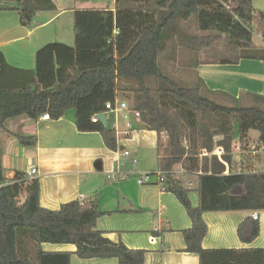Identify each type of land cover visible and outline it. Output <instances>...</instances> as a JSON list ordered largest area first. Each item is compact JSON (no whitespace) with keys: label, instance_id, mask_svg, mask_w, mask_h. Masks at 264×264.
I'll return each instance as SVG.
<instances>
[{"label":"trees","instance_id":"obj_1","mask_svg":"<svg viewBox=\"0 0 264 264\" xmlns=\"http://www.w3.org/2000/svg\"><path fill=\"white\" fill-rule=\"evenodd\" d=\"M115 2V11H75L74 46L51 43L42 47L36 53L34 71L10 66L0 51V131L8 120L20 116L38 120L49 114L55 121L73 110L79 132L100 133L106 148L117 152L115 115L106 105L119 103L120 93L127 95L129 109L138 112L144 128L157 135V167L165 173L163 190L176 197L192 222L183 232L184 252L197 254L200 264H264L261 248L205 250L202 245L208 232L205 213L264 211V171L235 174L230 169L237 126L242 129L241 142L247 139L248 129L259 130L264 148V109L242 106L238 99L233 100V106L218 103L206 96L210 90L201 79L188 87L161 68L168 45L166 60L184 46L179 38L166 34L180 20L184 30L190 22L199 29H210V34L192 38L198 57L224 42L231 59L222 62L264 61V46H257L251 37L255 33L264 42V12L255 8L252 0ZM54 9L51 0H0V12H17L19 23L27 28L32 27L38 12ZM211 10L234 23L239 32L236 45L234 30L217 26L216 20L208 23L206 13ZM161 12L167 15L159 22ZM148 79L153 81L148 84ZM98 113H106L107 127L92 122ZM12 136L23 146L37 143L36 136ZM217 136L224 137L226 154L221 156L215 154ZM178 168L191 186L176 175ZM192 191L199 195L197 207L190 199ZM102 215L97 196L62 204L58 210L43 208L37 179L22 172L10 181L5 177L0 146V264H71V252H47L42 244L74 245L75 254L84 260L144 264L145 250L112 242L97 229ZM237 235L242 243L252 244L260 235V222L246 218Z\"/></svg>","mask_w":264,"mask_h":264},{"label":"crops","instance_id":"obj_2","mask_svg":"<svg viewBox=\"0 0 264 264\" xmlns=\"http://www.w3.org/2000/svg\"><path fill=\"white\" fill-rule=\"evenodd\" d=\"M51 1L55 9L38 12L31 28L21 26L17 12H0V51L10 66L34 71L35 56L42 47L51 43L70 47L74 45L75 11H115L116 4L115 0ZM257 36L262 41L257 46H264L262 38ZM194 72L197 80L201 79L210 90L208 94L212 97H222L228 102L238 99L241 103L250 102L249 106L264 108V100L261 99L264 98V61L242 59L236 63L200 62L194 66ZM113 114L120 146L117 152L106 148L100 133L79 132L75 125V112L66 113L55 121H43L41 117L32 120L27 116L8 120L5 129L0 131L5 177L10 181L17 172L27 174L31 167H36L38 173L34 179L40 183V205L49 210H58L62 204L82 197L97 196L99 209L103 213L97 221V229L112 242L121 241L129 249L145 250L144 264H200L197 254L184 252L186 245L183 232L191 228L192 222L173 194L165 192L158 180L138 185L136 175H131V180L128 178L123 181L112 177L123 162L122 150H131L144 164L147 157H156L157 144L156 133L146 130L136 118L131 120V134L125 135L127 126L123 112ZM12 134L36 136L37 143L23 146ZM251 135L248 134L245 142L251 137L255 138ZM238 140L233 138L234 150H238ZM214 141L215 154H226L224 137L217 136ZM255 145L253 151L261 146L259 142ZM254 153L256 155L257 151ZM155 161L157 163V157ZM233 162L232 156V166ZM190 199L193 206L197 207L198 193L191 195ZM257 213L260 235L252 244L242 243L237 229L246 218H252L253 212L205 213L203 218L208 232L203 248L264 249V211ZM42 249L47 252H71V264H119L117 259H80L75 254L74 245L42 244Z\"/></svg>","mask_w":264,"mask_h":264},{"label":"rangeland","instance_id":"obj_3","mask_svg":"<svg viewBox=\"0 0 264 264\" xmlns=\"http://www.w3.org/2000/svg\"><path fill=\"white\" fill-rule=\"evenodd\" d=\"M160 1V0H159ZM253 5L262 10L264 12V0H254L253 1ZM211 11H208L206 13V17H208V23H211V20H216V25H226L230 30H234V35L232 36L233 38V42L235 43V45L237 44L239 38V32H237V29L234 27V23L228 19V18H223V17H219L216 16L215 13ZM167 14L166 12H161L159 13L157 19L159 22L162 21L163 17H165ZM14 16V15H13ZM18 16V15H16ZM16 18V17H15ZM183 22L180 20L176 23V25L169 29L167 31V35H169V37L171 39L173 38H179L180 41H183V47L180 46V48L178 49V54L176 55V58L174 60L170 59V60H166L165 56L168 55V51L170 45H168L171 40H169V43L167 44L168 47L166 49V51L163 53V59H162V63H161V68L167 72L168 74H170V76L175 79L178 83L180 84H185L188 87H192L194 84L197 83V78H196V73L194 72V66H195V61L196 59L200 58V62H215V63H219L222 61H227V58H230L231 55H229L228 53V48L226 46V44L224 42H219L216 43L215 45H213L212 48H210L209 50H204L202 52V54L198 57L197 55V50L196 47L194 46L193 43V36L194 35H207L210 34V29L207 27L205 30L199 29L196 25L195 22H190L189 24L185 25V27L187 28V30L185 29H181V24ZM185 24V23H184ZM176 34V36H175ZM180 34V35H178ZM223 34H225L224 36H226L227 32H223ZM252 40L256 45H259L262 43L261 39L257 36V34L253 33L252 34ZM75 41V39H74ZM234 45V44H233ZM234 45V46H235ZM74 46V45H73ZM165 54V55H164ZM231 59V58H230ZM153 80L152 79H148L147 83H151ZM206 96H208L209 98L217 101L218 103L222 102L223 104H226L227 106H233L234 102L232 101H225L224 98L222 97H212L209 94H206ZM127 95L120 93L119 94V98L118 101L119 103L121 102H126L128 104H130L129 100H127ZM250 103V102H249ZM249 103H241L242 106H249ZM254 105V104H252ZM251 106V105H250ZM264 109V108H263ZM70 112H74L73 110H69L67 113ZM238 127V126H237ZM236 127V129L234 130V138H236V140H238L240 138V134L239 132H242L240 130H238V128ZM244 128H246V125L244 126ZM248 134H252L255 136L249 138V141L247 142H241V141H236V143L238 144V150H234V146L232 143V156L234 158V162H233V166L230 168L231 171L233 173H239V172H244V173H250V172H260V171H264V150H262L263 148L260 146L257 148V153L256 155H254L256 151H253L251 145H255L256 142H259L260 144V131L256 130L254 128L252 129H248ZM247 134V135H248ZM251 135V136H252ZM256 146V145H255ZM262 150V151H260ZM259 151V152H258ZM154 154V153H151ZM139 159V165L138 168L141 172H153L154 175L152 177V181L153 180H157V173H158V167H157V163L155 161L156 157L154 155H151L149 157H147L144 160V164L141 163L140 158ZM179 170V168L177 169ZM180 178L183 179V181L185 182V185H190V180L187 179V177H182L181 175H179ZM132 176L129 177L128 180H131ZM189 182V183H188ZM147 186V185H145ZM191 186V185H190ZM197 194L196 191H192L191 195Z\"/></svg>","mask_w":264,"mask_h":264},{"label":"built area","instance_id":"obj_4","mask_svg":"<svg viewBox=\"0 0 264 264\" xmlns=\"http://www.w3.org/2000/svg\"><path fill=\"white\" fill-rule=\"evenodd\" d=\"M106 110L109 113H117L118 111H122L123 112V118L126 122V126H127V131L124 132L125 135H129L132 132V123L131 120L132 118H136L139 119L140 114L138 112L132 111L129 109V106L127 103H116L115 106H113L111 103H108L106 105ZM102 114H106V113H98L96 115L93 116L92 118V122L94 123H98L100 122L98 117L99 115ZM41 120L43 121H49L50 120V116L49 114H44L41 116ZM253 150L256 149V146L252 147ZM204 154L206 155L207 153L204 152ZM121 158L123 160V162L121 163L120 168H118V170H116L113 174L112 177L119 180V181H123V180H127L131 175H136L137 176V184L138 185H144L147 184L149 182L152 181V177L154 175L153 172H140L138 169V165H139V159L136 155L133 154V152L131 150H124L121 153ZM37 168L36 167H31L29 169V171L27 172V176L31 179H34V176L37 175ZM183 171L182 170H176V175H183ZM164 176L165 173L158 171L157 173V180H158V184L162 187V183L164 182ZM87 198L82 197L80 200L82 202H85ZM252 218L254 220H259V214L257 212H253L252 214Z\"/></svg>","mask_w":264,"mask_h":264},{"label":"water","instance_id":"obj_5","mask_svg":"<svg viewBox=\"0 0 264 264\" xmlns=\"http://www.w3.org/2000/svg\"><path fill=\"white\" fill-rule=\"evenodd\" d=\"M98 119L104 127H107V118L105 114L99 115Z\"/></svg>","mask_w":264,"mask_h":264}]
</instances>
